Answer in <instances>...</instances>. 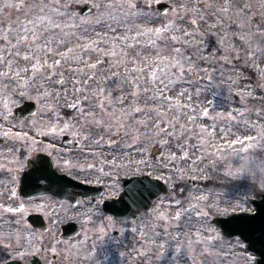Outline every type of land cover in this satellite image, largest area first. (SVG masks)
<instances>
[{"label": "rangeland", "instance_id": "obj_1", "mask_svg": "<svg viewBox=\"0 0 264 264\" xmlns=\"http://www.w3.org/2000/svg\"><path fill=\"white\" fill-rule=\"evenodd\" d=\"M157 1L0 0V133L19 139L7 118L27 98L49 119L25 129L34 133L22 138L26 149L51 127L59 137L61 116L100 118L103 176L124 168L165 183L168 192L138 218L120 252H104L106 264H255L212 218L253 211L251 199L264 193V0H214L216 12L203 0H166L177 11L164 14ZM72 2H91L94 11L80 15ZM11 174L2 172L0 262L29 257L39 242L55 248L57 233L34 229L29 212L51 227L68 214L46 198L20 200Z\"/></svg>", "mask_w": 264, "mask_h": 264}, {"label": "flooded vegetation", "instance_id": "obj_2", "mask_svg": "<svg viewBox=\"0 0 264 264\" xmlns=\"http://www.w3.org/2000/svg\"><path fill=\"white\" fill-rule=\"evenodd\" d=\"M26 100L34 102L35 114L24 115L22 111L16 114L15 108ZM79 107L80 105H74L71 112ZM38 111L36 101L27 98L15 105L10 117L7 118L15 122L10 126L11 133L19 139L9 143L11 137L8 133L7 135L0 133V189L3 192L2 172L10 171L11 182L20 200L35 201L46 198L51 202L63 204L68 214L62 222L51 227L43 213L29 212L28 214L34 212L42 214L48 225L45 231L33 227L34 229L42 233L52 231L57 233L59 238L55 248L52 250L39 242V249L29 257L8 258L0 264L11 259L28 263L33 256L43 264H106L104 252L111 250L119 253L124 240H128L126 236L137 228L138 218L141 219L142 215L148 213L131 211L127 216L119 218L109 213L104 203L107 200H114L124 191L123 178L142 174H129L128 170L123 168L122 173L110 176L112 180L103 176L104 172L100 170V118L96 122L95 118L91 120L84 115L61 116L59 118L65 120L66 126L59 137L54 133L57 128L51 127L46 133L36 134L33 137L34 148L26 149L22 138L31 137L34 133L26 132L25 129L34 130L37 124L35 120L48 118L37 116ZM4 119L0 116L1 122H4ZM26 120L30 121L27 122L28 125H25ZM0 129L6 128L0 126ZM14 143L16 146L13 149ZM7 146L12 148V152L18 158L9 154ZM84 185L88 188L85 189ZM68 221L76 223L78 233L71 237H63L62 225ZM147 226L148 222L142 219L141 230L146 232ZM135 237L136 244L140 237L136 235ZM143 244L145 247L148 246L146 242ZM128 247L130 250L124 251L125 256L130 258L135 246L128 243Z\"/></svg>", "mask_w": 264, "mask_h": 264}, {"label": "water", "instance_id": "obj_3", "mask_svg": "<svg viewBox=\"0 0 264 264\" xmlns=\"http://www.w3.org/2000/svg\"><path fill=\"white\" fill-rule=\"evenodd\" d=\"M69 6L83 16H88L94 11V4L91 2H72ZM155 9L160 14L177 11V8L166 0L157 1ZM14 111L16 114L22 111L24 115H33L35 114V104L31 100H26L22 105L16 107ZM123 182L124 191L114 200H107L104 203L105 209L119 218L127 216L131 211L147 212L155 198L168 192L164 182L148 174L126 177L123 178ZM83 187L85 189L88 188L86 185ZM251 203L253 211L239 210L232 211L226 215H215L212 221L220 228L222 237L240 238L245 243L246 249L254 255V263L264 264V193H261L258 198H252ZM27 221L34 228H39L43 231L48 229V225L40 213L28 214ZM77 233L78 228L74 221H68L62 225L61 235L63 237H71ZM1 264L43 263L33 256L28 263L11 259Z\"/></svg>", "mask_w": 264, "mask_h": 264}, {"label": "trees", "instance_id": "obj_4", "mask_svg": "<svg viewBox=\"0 0 264 264\" xmlns=\"http://www.w3.org/2000/svg\"><path fill=\"white\" fill-rule=\"evenodd\" d=\"M214 0H203V2L201 3V4H207V3H209L210 4V6L213 8V12H216V11H218L217 9H216V6L215 5H211L212 4V2H213ZM250 3H252L253 4V2H250ZM256 8V7H255ZM236 11L235 10H233V9H231L230 11H229V16L230 17H234V19H238V16L236 15V13H235ZM215 13L212 15L213 17H215ZM243 17H249V15H246L245 14V16H243ZM218 18H222V20L223 21H225V19L223 18V16H221V17H218ZM234 21H237V20H234ZM231 22H232V20H231ZM242 23H246L247 22V20H244V18H243V21H241ZM235 24V23H234ZM211 40V43L213 44L214 43V40H212V39H210Z\"/></svg>", "mask_w": 264, "mask_h": 264}, {"label": "snow or ice", "instance_id": "obj_5", "mask_svg": "<svg viewBox=\"0 0 264 264\" xmlns=\"http://www.w3.org/2000/svg\"><path fill=\"white\" fill-rule=\"evenodd\" d=\"M12 5H6V7H11ZM17 7H19V5H16ZM193 23H195V21H193ZM177 51H179V49H177ZM24 59H28V57H24ZM57 63H59V61H57ZM93 67H95V65H93ZM4 75H7V73H4ZM205 114H207V111L205 110ZM246 140H251L252 137H246ZM235 143H243V141H235ZM229 173H225V175H228ZM201 199H204V197H201ZM10 211V209H9ZM17 211H19V209H17Z\"/></svg>", "mask_w": 264, "mask_h": 264}]
</instances>
